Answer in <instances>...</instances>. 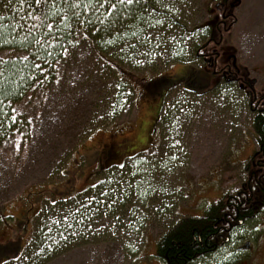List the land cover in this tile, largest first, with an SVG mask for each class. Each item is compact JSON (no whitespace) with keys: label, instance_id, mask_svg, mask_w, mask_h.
<instances>
[{"label":"rangeland","instance_id":"374dc122","mask_svg":"<svg viewBox=\"0 0 264 264\" xmlns=\"http://www.w3.org/2000/svg\"><path fill=\"white\" fill-rule=\"evenodd\" d=\"M216 3L155 0L156 14L132 42L103 47L119 76L78 37L47 87L13 105L29 130L0 145V264H162L156 239L179 217L201 216L226 191L246 192L249 178L263 182L264 149L249 125L255 111L238 85L216 81L226 70L213 75L208 65L219 51L216 70L234 64L264 103V0H229L235 7L220 28ZM107 102L117 110L104 114ZM103 188L100 204L111 202L85 233L60 243L66 238L52 228L75 206L68 199L88 191L83 198L96 202L93 192ZM128 194L132 207H124ZM35 232L51 235L29 257ZM51 239L60 241L50 255Z\"/></svg>","mask_w":264,"mask_h":264},{"label":"trees","instance_id":"16d2710c","mask_svg":"<svg viewBox=\"0 0 264 264\" xmlns=\"http://www.w3.org/2000/svg\"><path fill=\"white\" fill-rule=\"evenodd\" d=\"M218 1L219 3L215 4L214 14L217 15L216 27L220 28L221 20L226 19L228 8L232 9L235 6L234 4L228 6L229 0ZM156 8L155 0H133L132 3L128 0H47V3L41 5H37L35 0H23V2L21 0H0V53L12 51L17 54V57L0 58V145L15 140L20 132L29 130L26 118L16 115L13 105L24 101L36 89L47 87L49 79H53L55 75L54 65L63 61L66 52L75 46L78 37L79 40L87 41L92 52L99 55L104 64L118 75L119 73L112 68L107 58L101 54L103 47L125 41L132 42L130 39L140 33V27L150 23L149 16L156 14ZM219 18L220 21H218ZM207 29L210 30H206L209 34L215 28L209 24ZM205 43V40L201 43L204 45L203 49L208 47ZM198 50L199 47L196 52ZM108 52L105 51L104 54ZM212 56L214 64L209 63L208 68L213 69V75L220 76L226 69L216 70L215 64H217L219 51L216 50ZM121 77L122 81L119 82L127 88L129 85L130 95L135 94L125 77L121 75L117 77L118 80ZM221 78L220 76L219 80ZM225 82L236 84L231 77ZM238 85L248 98L247 104L249 103L252 111H255L249 125L256 142L264 149V103L257 98L254 87L248 79L243 86L240 83ZM109 102L105 103L102 109L104 114L116 111L118 108V104L108 107ZM160 116L158 124L162 121V115ZM249 180L251 187L245 189L243 196L235 198L237 205L241 201L245 202L244 196L249 199L250 203L257 201L263 204L264 180L263 182L257 178H249ZM243 185L248 186V179L243 180ZM90 188L92 187L86 190ZM104 191L107 189H99L96 192L92 190L98 199L96 202L95 198L91 200L83 198L88 191H83L81 196L78 195L74 199H68L72 200L75 206L60 215L61 219L55 218L54 224L56 225L52 228V232L61 233L66 239L60 241V238L58 243L51 239L49 241L51 246L45 252L51 255L56 250L59 241L67 243L86 232L89 222L98 216V211L111 202L113 196L106 200V205L100 204L101 199L107 198ZM101 194L103 196L100 197ZM126 196L124 207L127 205L132 207L133 196L129 194ZM225 199L231 200L229 206L225 204ZM237 205H233V197L228 193L205 204L202 216L198 218L181 217L176 220L166 232L156 239L157 259L162 264H198L201 260L215 253L218 254L226 247L225 240L231 233V231H226L227 222H230L232 211L233 216L237 215L238 207H240ZM256 205L253 203L251 209L245 207L243 211L249 209L255 215ZM141 207L144 209L146 205ZM141 207L135 210L139 212ZM263 207L264 205L260 206V212L263 211ZM108 208H112V205ZM120 212L121 210L115 211V214H120ZM122 214L125 217L126 212L122 211ZM71 233H74L75 238L71 236ZM34 234L35 238L30 242V251L27 254L29 257L45 249L44 242L51 235L49 233L45 238L44 235L43 237L37 236L36 232ZM36 239L37 242L34 243ZM218 262L219 260L216 261Z\"/></svg>","mask_w":264,"mask_h":264},{"label":"flooded vegetation","instance_id":"af4514ba","mask_svg":"<svg viewBox=\"0 0 264 264\" xmlns=\"http://www.w3.org/2000/svg\"><path fill=\"white\" fill-rule=\"evenodd\" d=\"M224 66L236 85L240 83L243 86L244 78L240 76V70L234 64L230 67ZM238 87L240 88L239 85ZM244 194V192H238L236 195L234 194V197H241ZM244 197L245 202L241 201L238 205L233 198V205L240 206L238 207L239 211L236 216L230 217V222H227L226 231H231L230 236L225 240L227 244L224 249L227 250V253L215 264H264V208L261 212L258 209L263 204L257 201L253 202L257 204L255 206L257 213L253 215L254 212L249 211L252 208L251 203L246 196ZM248 204L250 205L249 209L240 212Z\"/></svg>","mask_w":264,"mask_h":264},{"label":"snow or ice","instance_id":"6c2138e0","mask_svg":"<svg viewBox=\"0 0 264 264\" xmlns=\"http://www.w3.org/2000/svg\"><path fill=\"white\" fill-rule=\"evenodd\" d=\"M21 2H23V0H21ZM129 3H132L133 0H128ZM35 3L37 5H41V4H44V3H47V0H35ZM49 27H51V25H49Z\"/></svg>","mask_w":264,"mask_h":264}]
</instances>
